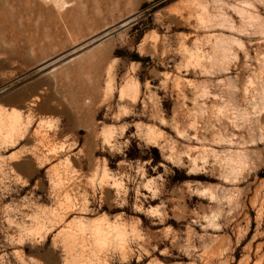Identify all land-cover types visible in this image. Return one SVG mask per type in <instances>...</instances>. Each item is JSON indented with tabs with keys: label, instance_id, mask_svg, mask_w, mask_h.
Listing matches in <instances>:
<instances>
[{
	"label": "rangeland",
	"instance_id": "1",
	"mask_svg": "<svg viewBox=\"0 0 264 264\" xmlns=\"http://www.w3.org/2000/svg\"><path fill=\"white\" fill-rule=\"evenodd\" d=\"M65 1L60 8L45 0H0V264H264V36L215 26L259 33L264 24L248 29L229 11L231 20L199 28L191 18L198 14L196 5L213 0ZM251 2L254 15L264 17V5ZM184 48L200 53L193 59ZM135 55L141 60H132ZM190 59L199 67H185ZM129 80L141 85L135 104L119 100ZM120 107L133 114L114 120ZM193 122L197 127L188 131L195 140L177 136V127ZM138 123L164 132L178 150L188 144L242 151L249 167L236 184L220 179L211 158L207 166L198 164L203 171L188 174L187 157L184 166L174 165L162 159L158 146L133 135ZM105 125L129 126L117 140L130 141L123 155L101 150L98 134ZM213 137L232 144L201 143ZM61 144L72 148L52 151ZM98 160L116 172L130 171L126 165L117 169V161L141 162L150 178L161 175L158 197L142 190L148 198L139 203L146 210L159 208L162 217L134 212V192L127 207L115 209V190L108 187L91 198L90 212L59 207L64 192L82 207L79 192L91 195L87 179ZM53 182L62 187L54 190ZM205 188L237 199L229 207L195 194ZM36 205L45 211L36 221L26 219ZM221 209L220 227H205L201 217ZM104 211L139 218L146 240L130 252L96 247L82 221ZM167 228L172 231L166 239Z\"/></svg>",
	"mask_w": 264,
	"mask_h": 264
},
{
	"label": "clouds",
	"instance_id": "2",
	"mask_svg": "<svg viewBox=\"0 0 264 264\" xmlns=\"http://www.w3.org/2000/svg\"><path fill=\"white\" fill-rule=\"evenodd\" d=\"M259 3L264 5V0H259ZM198 14L193 19L198 21L199 28H207L210 25V22L213 20L216 21H227L231 20V17L227 15V12H233L239 16L241 23L247 25L248 29H252L256 24H264V17H259L254 15L255 5L251 0H213L210 4H197ZM210 8L215 9V14L209 12ZM217 27H226L230 26L233 32H239L241 35H255L259 34L264 36V31L259 33L245 31L244 28L236 27L234 24L226 25L224 23L216 24ZM199 44V41H196ZM237 46L243 49L244 45L239 41H234ZM184 52L188 56L193 57V59L199 55L200 50L197 48L196 52L193 53L187 48H184ZM235 59V57H233ZM201 59L203 57L201 56ZM211 61V57H208ZM115 63V61H113ZM187 66L199 67V63L195 65L192 64V60L188 61ZM133 72L136 71V68L132 69ZM210 74V73H206ZM140 83L138 80H129L122 88L119 89V100L124 101L125 99L131 100L133 104L136 103L140 91ZM145 88H148L151 91L148 82L144 84ZM111 83L107 88L105 99L112 92ZM209 93L207 90L204 91L203 95L207 96ZM154 94H151L147 97L149 101L153 100ZM147 107V105H145ZM131 109L127 107H120L118 114L113 116V119L116 121L121 120L123 116L132 115ZM151 119L156 120L157 117L153 116ZM43 123V122H41ZM160 124H167V121L163 118L159 119ZM49 128L52 125H48ZM128 125H121L119 128L115 126H107L101 128L98 139L101 140L102 145L105 148L101 150H108L109 153L115 152L117 154L123 155L124 149L127 148L130 144L129 140H123L122 144H118L117 140L124 136V133L127 131ZM197 127L196 123L193 122L187 126L186 129L181 130L179 127L176 129V134L178 137H181L184 141L191 142L196 139L195 136L189 135L188 129H195ZM135 128L137 131L133 134L138 139L145 142L149 146H158L161 149V156L163 160L169 161L177 166H184V157H187L191 163V168L189 169L188 174L197 173L203 171L202 167H199L198 164L207 166L209 164V158L212 159L213 166L219 167L221 169L220 179L231 184H236L240 177L243 175L244 171L249 167L247 158L244 152L242 151H232L227 150L224 152H216L211 147H190L188 144L182 146V150H178L177 142L171 138H167L165 133L160 131L154 126H146L144 124H136ZM147 128V134H142V129ZM158 141H164V143L159 144ZM202 144L209 143L213 145H231L232 139H222L218 137H213L210 141H202ZM72 145L70 144H61L58 148H53L52 151H65L71 150ZM167 153V154H165ZM195 154V155H193ZM67 163V158H65ZM151 163V161H148ZM101 161H97V169L94 171L91 176L87 179V187L91 192L89 195L88 192H79L80 199L82 201V207L75 203L76 196L69 195L68 192H64L62 196V202L59 203V207L63 208L65 204L70 205L69 211H81V212H90L91 208L89 207L90 200L97 191H102L105 187L115 190V209H123L128 205V195L130 192L135 194V203L133 204V211L137 213H144L150 217H162V212L159 208L152 207L145 209L142 204L139 203L140 199L143 197L142 190H147L148 193H151V198L156 199L160 194V190L157 186L158 181H162L163 177L161 175H156L155 177H149L146 170L145 163L137 162L135 166L127 164L126 161L120 160L117 161V169L122 166H127L130 169L128 172H116L111 171L107 167V160L103 161V168H101ZM163 167V165H159ZM69 167L71 165L69 164ZM153 171H156V167H153ZM102 172V176H101ZM79 174L77 173V176ZM99 177V178H98ZM18 183L26 185V181L18 180ZM72 183V181H68ZM62 187V184H57L53 182V189H59ZM187 188L189 191L192 190V185L188 184ZM199 196H207L211 201L217 204H226L231 207L237 196L234 194H226L220 196L216 193L215 190L205 188L203 191L195 193ZM147 199L148 197H143ZM25 209L29 206L27 204L23 205ZM45 211L39 205H36L32 210V214L27 215L26 219L31 221H36L39 216ZM223 214V209L219 211H213L211 215H204L201 217L202 220L207 221L205 227L207 228H219L220 225L217 221L221 218ZM9 224L14 223L9 220ZM163 223V219L160 220ZM199 221H194L198 223ZM142 221L139 218H127L125 213L122 211H114L112 214H109L107 211L101 212L99 215H96L94 218L82 221V227L85 228L86 234L90 237L93 244L101 250L105 249H115L120 252H130L132 246L140 247L142 242L146 240V236L141 228ZM172 231L171 228L165 230V238H168V234ZM22 242V241H21ZM139 259V258H138ZM151 264V262H149Z\"/></svg>",
	"mask_w": 264,
	"mask_h": 264
},
{
	"label": "bare ground",
	"instance_id": "3",
	"mask_svg": "<svg viewBox=\"0 0 264 264\" xmlns=\"http://www.w3.org/2000/svg\"><path fill=\"white\" fill-rule=\"evenodd\" d=\"M45 1H49V3L51 2L52 4H55L58 7H62L63 5H66V1L65 0H45ZM66 7V6H65ZM50 9V8H49ZM48 10V9H47ZM39 11V10H38ZM52 15V14H51ZM82 19V18H81ZM85 21V20H84ZM83 22V21H82ZM88 22V21H87ZM37 100L39 98H36ZM261 193V192H260ZM259 194H256V197L258 198ZM259 199V198H258ZM263 199V198H262ZM258 201V200H257ZM263 201V200H262ZM261 204H263L261 202Z\"/></svg>",
	"mask_w": 264,
	"mask_h": 264
},
{
	"label": "trees",
	"instance_id": "4",
	"mask_svg": "<svg viewBox=\"0 0 264 264\" xmlns=\"http://www.w3.org/2000/svg\"><path fill=\"white\" fill-rule=\"evenodd\" d=\"M158 1H160V0H156L155 2H158ZM131 59H132V60H141V58L138 57L137 55L131 57ZM154 150L157 151L156 149H154Z\"/></svg>",
	"mask_w": 264,
	"mask_h": 264
}]
</instances>
